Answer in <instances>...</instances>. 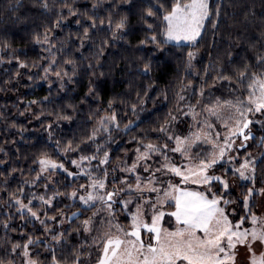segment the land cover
I'll return each instance as SVG.
<instances>
[{
    "label": "trees",
    "instance_id": "1",
    "mask_svg": "<svg viewBox=\"0 0 264 264\" xmlns=\"http://www.w3.org/2000/svg\"><path fill=\"white\" fill-rule=\"evenodd\" d=\"M44 2L0 0V161H4L0 163V261L24 264L26 258L22 248L15 253L12 248L26 243L31 237L33 241H42L30 246L31 257L38 259L40 264H51L50 249L55 250L57 259L63 264H71L73 254H80L83 264H95L100 245L90 243L83 227V221L91 217L95 208L85 210L78 200L68 196L80 184H86L88 179H72L59 171L55 182L45 189L44 180L31 183L40 171L38 162L34 161L41 153L68 163L80 155L95 153L103 156L107 151L110 182L115 176V166L123 161L131 164L141 142H163L162 134L154 129L169 119V112L174 113L184 87L194 85L191 94L188 93L193 100L197 99L204 84L205 98L210 96L209 100L206 99L207 104H211L210 100L216 96L231 91L246 94V84L236 85L235 81L229 84L217 80L215 86L212 85L221 69L232 75L234 69L248 62L252 65L250 71L264 70L256 67L253 59L257 54L264 55V0H212L213 4L222 5L218 27L213 29L207 25L202 38L194 45L177 47L175 43H169L165 47L171 51L163 53L156 45L139 43L152 34L147 31L143 18L146 7L143 0H47V8L43 7ZM69 8L77 15H69ZM61 16L64 20L57 27L56 21ZM88 16L96 17L97 27L89 29V37L80 47L83 28L75 21L79 19L87 27L91 23ZM109 17L113 27L122 17L127 18L123 39L110 40ZM100 20L105 23L101 25ZM148 23L154 21L149 19ZM45 34L47 43L44 42ZM105 40L109 43L104 44ZM188 51L195 53L190 67ZM20 62L28 67H19ZM148 62H151V70L142 75L143 66ZM50 65L51 70L45 73L44 68ZM89 65H92L91 69ZM57 71L68 73L64 77V88L60 87L61 81L55 75ZM69 77L71 82H68ZM89 88L93 89L92 93H89ZM141 99L145 101L143 105H140ZM109 101L112 102L111 108ZM133 104L137 105L136 114L131 110ZM113 112L120 127L108 125L110 132L95 134V142L89 140L93 130L100 126L101 118ZM58 115L71 116V120H58ZM129 120L135 124L125 131L124 126ZM251 132L255 139L250 140V150L260 158L264 155V144L260 142L264 128L254 124ZM69 142L73 147L78 145L79 150L64 157L62 152ZM97 176H103V171ZM234 178L230 177V180ZM251 186L249 181L240 182L238 191L230 189L226 195V199L236 201L227 206L229 213L236 209V215L229 216L233 222L245 214L240 201L247 187ZM21 187L24 189L21 199L25 204L32 194L52 196L54 192L61 193L54 198L53 207L47 212L48 216L57 217L55 221H48V227L64 234L62 243L53 242L52 233H46L44 226L30 219L26 212L21 218L18 206L10 198L13 193L18 194ZM255 187L257 190L264 187V164H258L256 168ZM259 196L257 191L250 198L253 213L257 212ZM33 205L34 210L40 207L37 200H33ZM117 207V213L121 214L119 205ZM73 213L77 215L73 217ZM121 216L123 225L129 226L128 217ZM4 221L11 227L5 229L2 226ZM163 225L174 227V219L165 216Z\"/></svg>",
    "mask_w": 264,
    "mask_h": 264
},
{
    "label": "snow or ice",
    "instance_id": "2",
    "mask_svg": "<svg viewBox=\"0 0 264 264\" xmlns=\"http://www.w3.org/2000/svg\"><path fill=\"white\" fill-rule=\"evenodd\" d=\"M143 3L146 4L143 18L147 24V31L152 34L146 36L139 43L140 45L146 43L156 45L161 53L171 51L165 46L173 41L177 42V47L194 45L198 39L202 38L203 32L207 30V25H211L213 29L218 27L222 6L213 4L212 0H143ZM43 7H48L47 0ZM68 11L69 15H77L71 8ZM87 19L91 21L87 27L79 19L75 21L83 28L80 47H83L84 39L89 37V29L97 27L96 17L88 16ZM126 19V17H122L113 27L111 17L108 18L112 42L124 38ZM149 19H152L154 23H148ZM63 20L64 17L61 16L56 21V26L59 27ZM156 21L158 23H155ZM99 23L103 25L105 21L100 20ZM158 36L162 38L158 39ZM37 42H40L39 38H37ZM44 42H48L47 34L44 36ZM181 42L187 43L182 44ZM103 43L108 44L109 40H105ZM100 52H103V48L100 49ZM194 56L193 51L187 52L189 67ZM253 59L256 67L264 68V55L257 54ZM17 60H19L18 57ZM67 63H71V61H67ZM35 66L34 64L33 67ZM19 67L26 68L28 65L20 62ZM251 67L252 65L246 62L241 67L234 69L232 75L225 74V70L221 69L212 85L214 87L217 80L227 81L229 84L235 81L236 85L246 84L248 93L246 97H235L231 100H221L220 97H217L214 103L202 109L200 114L207 113L203 121H197V116L200 114H197L194 107L189 105V112L192 113V118L196 121L194 126L197 131H191L192 126H190L189 134L185 136L176 135L170 131L172 122L177 118L169 112V119L154 129L162 134L164 142L159 144L141 142L140 147L135 150V159L130 165L121 169L122 173L128 175L113 177L109 182L107 169L102 170L103 176H93L91 172L85 171V165L90 166L94 160L97 161V167L108 164L109 153L107 151H104L103 157H98L94 153L90 156L80 155L78 159H71L70 164L75 166L79 170L78 172L70 171L62 160H54L47 153H41L38 160L34 161V163L38 162L40 171L35 180L31 182L32 184L44 178L43 173L45 172L62 170L69 177H76L83 173L89 182L80 184L76 190L68 193L70 199H78L85 210L95 208L93 217L100 212H105L109 218L114 219L116 205H119L126 216H131V224L127 230L117 223L112 226L115 234L110 231L103 237L102 251L98 254L95 264H235L237 244L248 249L250 264H264V251L259 256L255 251L256 245L264 248V217H258L251 212L249 204L250 198L257 191L264 195V187L258 190L255 187L256 168L258 164H264V155L258 159L247 150V142L255 139L250 126L260 124L264 128V70L254 72L250 71ZM89 68L91 69L92 65H89ZM50 70L51 65L44 68L45 73ZM150 70L151 62L145 63L141 74L147 75ZM55 75L61 81L60 87L64 88V77L68 76V73L61 74L57 71ZM29 79L32 77L30 76ZM44 79H47V76ZM68 82H71V77L68 78ZM92 92L93 89L89 88V93ZM204 94L202 85L199 95L203 97ZM145 96H147V92H145ZM184 99L183 95L179 96V100L183 101ZM144 102L141 99L140 105H143ZM31 103H36V101ZM111 104L112 102L109 101L110 108ZM225 108L230 109L232 113L227 121H224L221 116V111ZM136 109L137 105L133 104L131 110L134 114H136ZM177 111H180L179 107ZM184 115H188V113H184ZM137 118L139 119V117ZM212 118L221 120L220 128L223 129V132L217 129ZM57 119L71 120V116L58 115ZM133 124L135 121L129 120L128 124L124 126L125 131L129 130ZM108 125L120 127L114 112L101 118V126L105 131L110 132ZM48 128L51 129L52 125L49 124ZM97 131L98 129H94L88 139L95 142ZM49 137L51 138V131H49ZM109 139H111V135H109ZM237 140L240 141L238 145ZM200 142H211L212 150L205 154L196 153L193 155V146ZM260 142L264 144V137ZM57 145H59L58 141ZM78 150V145L73 147L69 142L63 152L67 155V153ZM241 150H243V156L240 154ZM99 151L98 147L97 152ZM169 152L179 153L183 162H174L168 155ZM154 156L157 158L156 163L158 164V167L155 168L149 163ZM141 162H143V172L148 173L147 177H142L138 172ZM0 163H4V161H0ZM160 176L178 177L179 179L173 183L171 179L161 180ZM230 177H235L240 181H249L252 185L247 187V192L240 201L246 212L239 216L235 222L229 219V216H235L236 209H232V212L229 213L227 206L236 201L225 198L232 185ZM25 183L29 182L25 181ZM109 183L111 188H109ZM44 188L47 189L48 184H44ZM60 194L58 191L54 192L52 196L32 194L31 198H28V203L25 204L21 199L24 196V189L21 187L18 189V194L13 193L10 198L18 206L17 211L22 219L26 212L30 219L37 220L44 226L46 233H52L53 242L62 243L64 234L57 233L48 227V221H55L57 217L48 216L47 212L48 208L53 207L54 198ZM152 194H155V199L152 198ZM125 197L128 198L125 199ZM33 200L39 201L40 207L36 210H34ZM97 202H99V207H97ZM133 204L136 207L135 212L131 211L130 206ZM166 207L173 210L165 211ZM146 209L151 211L150 216ZM76 215L77 213L72 214L73 217ZM41 216L44 218L42 219ZM165 216L174 218V227L164 228L162 226ZM91 221L92 217L83 221L84 231H90ZM246 223L250 227H245ZM2 226L5 229L11 227L7 221L2 222ZM145 235L148 237L147 242L143 238ZM34 243H42V241H33L31 237H28L26 243L14 245L12 252L15 253L18 248H22L23 256L26 258L24 264H40L38 259H33L30 254V246ZM50 251L52 252L51 264H63L62 260L57 259L55 250L50 249ZM0 264H4V262L0 261ZM71 264H83L81 255L73 254Z\"/></svg>",
    "mask_w": 264,
    "mask_h": 264
},
{
    "label": "rangeland",
    "instance_id": "3",
    "mask_svg": "<svg viewBox=\"0 0 264 264\" xmlns=\"http://www.w3.org/2000/svg\"><path fill=\"white\" fill-rule=\"evenodd\" d=\"M170 43L177 44V42H175V41L170 42ZM181 43L182 44H186L187 42H181ZM191 65H192V62H191ZM58 81H60V80L58 79ZM203 86H204V84H203ZM192 87H194V85L193 86L184 87L183 93L181 95H183L185 97V99L183 101L179 100V102L177 104V108L179 107L180 111L178 112L177 108H176V110L172 114L173 116H176L177 119L172 122V125L170 127V131L174 132L176 135H181V136L188 135L189 134V130H190V126H192L191 131H193V132L197 131V128L194 126L196 121L193 120L192 113L189 112V105H192L194 107L195 112L197 114L202 113V109L205 108L206 106L210 105V104L206 103V101H207L206 99L209 100L210 96H209V98H205V94H204L203 97L198 95L197 99H193L192 100L188 96V93L191 94V92H192L191 91ZM247 94L248 93L243 94L242 92H236V91L232 92L231 91V92L227 93L226 95L216 96L215 98H213L210 101H212V103H214L215 99L217 97H220L221 100H223V99L231 100V99H233L235 97H242V96L246 97ZM184 113H188V115H184ZM206 115H207V113H203V114L198 115L197 116V121H203ZM230 115H232L230 109L225 108V109H223L221 111V116H222V119L224 121H227L228 117ZM212 122L216 125L218 130L223 132V129L220 128L221 120H217L216 118H212ZM258 125L261 126L260 124H258ZM252 126L253 125L250 126V129L252 128ZM97 129H98V131L96 132V134H100L102 131H105L104 128L101 126V124H100V126ZM163 142H164V140H163ZM239 142L240 141L237 140V142H236L237 145L239 144ZM172 143L174 144V142H172ZM247 144H248V149H247L248 152L252 153L251 150H250V147H251L250 140L247 142ZM201 145L204 148H202ZM211 150H212V143L211 142H209V143L200 142L198 145L193 146L192 153H193V155H195L196 153L205 154L206 152H210ZM62 154H63L64 157L66 156L64 154V152H62ZM240 154H241V156H243V150H241ZM168 155L173 159L174 162H177V163L183 162L181 160V157H180L179 153L173 154V153L169 152ZM252 155L257 157L256 154H254V153H252ZM98 157H103V156H98ZM135 157H136V155H135ZM135 157H134V159H135ZM156 159L157 158L154 156L153 160L149 161V163L154 168L158 167V164L156 163ZM67 162L68 163H65V167H67L70 171H72V172H78L79 171L75 166L71 165L69 161H67ZM127 165H130V164H128L126 161L118 163L115 166L114 170H113V175L115 174V176H113V177H120L122 175H128L127 173H122L121 172V169L126 167ZM142 165H143V162H141V167L138 169V172H139V174L142 177H147L148 173L143 172V166ZM103 169H107V164L106 165H99L97 167V161H95V160L91 162L90 166L87 165V164L85 165V171L91 172L93 176H97L99 174V172H101ZM59 171L63 172L62 170H56L55 172H45V173H43V177L44 178H42L41 180H44L45 184H52L53 182H55V176H56L57 172H59ZM218 172H219V170H218ZM157 175L159 176L160 174H157ZM80 177L87 178L83 173H81L80 175H78L76 177H71V178L75 179V178H80ZM160 179L163 180V181H167V180L171 179L173 183H176L179 178L178 177L160 176ZM132 182L134 183V180ZM240 182H244V181H240L237 178H234L232 180V185H231L230 189L238 191L239 187H240ZM127 198L128 197H125V199H127ZM152 198L155 199V194H152ZM76 200H78V199H76ZM37 202H39V201L37 200ZM78 202L80 203L79 200H78ZM117 206L118 205L115 206L116 210L119 209ZM97 207H99V202H97ZM130 207H131V211L135 212V210H136L135 204L131 205ZM172 210H173L172 208H168V207L165 208V211H172ZM94 211H96V209ZM146 211L148 212V215L150 216L151 215V211L147 210V209H146ZM115 214H117L119 216V218L116 215L117 217L115 216L114 219H111V218L108 217L107 213H105V212H100L95 217H93V213L91 215L92 221H91V223L89 225L90 231H87V232L85 231V232H86V234H87V236L89 238V241H90V243L92 245L93 244H95L96 246L100 245V252L102 251V243H101V241H102L103 237L107 233H109L110 231L113 234H115L114 228L112 227L113 225L118 223L125 230H127L130 227V224H131V216L130 215H127L128 219L130 221L129 222V226H124L122 221H120V219L121 220L123 219V217L121 215L126 217V214L124 212H122V211H121V214H118L117 211H116ZM255 214L258 217H264V195H262V194H260V196L258 198L257 212ZM163 221H164V219H163ZM163 221H162V226L164 228H168L167 226L163 225ZM174 226H175V221H174ZM245 227H250V225L246 223ZM143 238H144L145 242H147L148 237L145 235ZM255 251H256L257 256H259V254L262 251H264V248H261L259 245H256L255 246ZM235 253H236L235 264H250V256H249V253H248V249L245 246H243L241 244H237L236 249H235Z\"/></svg>",
    "mask_w": 264,
    "mask_h": 264
}]
</instances>
